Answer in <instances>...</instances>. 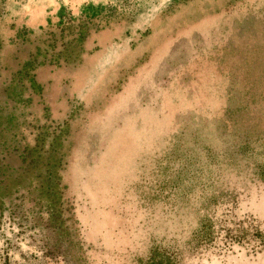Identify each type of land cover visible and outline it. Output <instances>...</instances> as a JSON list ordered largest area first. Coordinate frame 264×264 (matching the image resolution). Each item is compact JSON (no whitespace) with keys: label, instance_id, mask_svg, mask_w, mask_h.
I'll use <instances>...</instances> for the list:
<instances>
[{"label":"rangeland","instance_id":"rangeland-1","mask_svg":"<svg viewBox=\"0 0 264 264\" xmlns=\"http://www.w3.org/2000/svg\"><path fill=\"white\" fill-rule=\"evenodd\" d=\"M59 1L0 76V264H264V0Z\"/></svg>","mask_w":264,"mask_h":264},{"label":"crops","instance_id":"crops-1","mask_svg":"<svg viewBox=\"0 0 264 264\" xmlns=\"http://www.w3.org/2000/svg\"><path fill=\"white\" fill-rule=\"evenodd\" d=\"M62 5L59 0H7V9L0 10V76L11 80L33 61H45L41 42L49 29L58 34L53 26ZM94 38L87 33L83 47H90ZM71 73V69L47 61L37 64L34 78L42 92L35 106L66 108L65 82Z\"/></svg>","mask_w":264,"mask_h":264},{"label":"built area","instance_id":"built-area-1","mask_svg":"<svg viewBox=\"0 0 264 264\" xmlns=\"http://www.w3.org/2000/svg\"><path fill=\"white\" fill-rule=\"evenodd\" d=\"M61 21H64V20H60V22H61ZM60 24H61V23H60ZM53 61L55 62V60H53Z\"/></svg>","mask_w":264,"mask_h":264}]
</instances>
